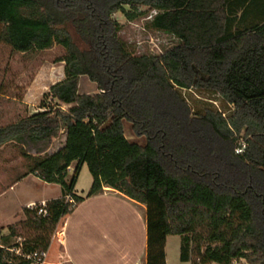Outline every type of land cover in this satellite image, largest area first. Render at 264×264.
<instances>
[{"label":"trees","instance_id":"16d2710c","mask_svg":"<svg viewBox=\"0 0 264 264\" xmlns=\"http://www.w3.org/2000/svg\"><path fill=\"white\" fill-rule=\"evenodd\" d=\"M149 11L148 27L178 41L158 56L132 52L115 19ZM0 42L66 51L65 79L48 93L56 106L0 127V149L15 144L25 160L12 186L34 175L63 191L46 217L27 207L0 235V264H35L27 257L47 254L62 219L106 188L147 207V264H167L169 236L181 237L184 263L264 264V0H0ZM83 76L98 94L80 93ZM187 92L207 107L192 108ZM62 132L63 148L47 154ZM83 165L86 197L75 193Z\"/></svg>","mask_w":264,"mask_h":264},{"label":"rangeland","instance_id":"374dc122","mask_svg":"<svg viewBox=\"0 0 264 264\" xmlns=\"http://www.w3.org/2000/svg\"><path fill=\"white\" fill-rule=\"evenodd\" d=\"M154 15L149 11L147 15L134 22H129L122 13L115 15V19L123 25L121 38L136 55L158 56L178 44L174 37L148 27ZM72 33L77 44L84 47V43L73 30ZM65 55V49L59 45L49 50L23 54L0 42V127L44 111L43 105L56 106L57 102L52 100L48 93L53 85L65 79V63L61 62ZM80 93L96 95L99 90L96 84L83 76L80 80ZM185 97L195 110L207 107L204 99L208 96L202 92L197 94L187 92ZM62 108L67 110L69 107L62 105ZM125 134L132 143L145 145L147 142L145 137L134 136L129 122H125ZM64 139L65 132H62L47 154L55 152L63 144ZM25 147L32 155H37L41 145L27 144ZM24 161L21 150L15 144L0 149V193L5 189L9 190L18 174L26 172ZM73 174L72 170L71 177ZM23 180L16 190L0 200V235H7L11 225L23 221L24 205L26 208L36 206L32 205V198L45 196L52 189L47 188L34 176H28ZM92 182L93 177L87 165H83L75 187L77 194L86 197L91 190ZM22 239L16 238L13 243H22ZM166 253L167 264H185L181 261V237H168ZM234 264L248 263L240 260Z\"/></svg>","mask_w":264,"mask_h":264},{"label":"crops","instance_id":"0c3cea01","mask_svg":"<svg viewBox=\"0 0 264 264\" xmlns=\"http://www.w3.org/2000/svg\"><path fill=\"white\" fill-rule=\"evenodd\" d=\"M261 15L254 13L252 20L259 21ZM64 143L65 139L55 152L49 154L58 152ZM75 166L76 163L71 171ZM36 178L52 189L45 196L32 198V205H42L62 198L60 185ZM23 181L13 186L11 184L9 190H3L0 200L16 190ZM25 208L24 205L23 215ZM146 215L145 205L106 188L104 193L87 198L77 206L73 214L62 219L44 264H147Z\"/></svg>","mask_w":264,"mask_h":264},{"label":"built area","instance_id":"2783aa9c","mask_svg":"<svg viewBox=\"0 0 264 264\" xmlns=\"http://www.w3.org/2000/svg\"><path fill=\"white\" fill-rule=\"evenodd\" d=\"M211 102L214 103L219 108L220 103H218L217 101L216 102L215 101H211ZM245 148H246L245 145L242 148H238L236 150L237 154H242ZM67 201L69 203H75L74 199L71 196L67 197ZM45 205H46V203L42 204V207L39 209V215H43V216L46 217L48 215V213H47V211L45 209ZM31 208H33V207H31ZM27 258L30 259V260H33L35 264H44L45 263L46 254L39 255L38 253H35V254H32V255H29Z\"/></svg>","mask_w":264,"mask_h":264}]
</instances>
